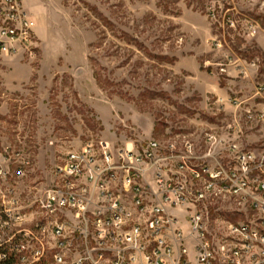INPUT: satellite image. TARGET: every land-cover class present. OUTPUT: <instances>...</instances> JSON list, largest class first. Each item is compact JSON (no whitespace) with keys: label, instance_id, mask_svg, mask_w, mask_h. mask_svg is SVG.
I'll return each instance as SVG.
<instances>
[{"label":"rangeland","instance_id":"374dc122","mask_svg":"<svg viewBox=\"0 0 264 264\" xmlns=\"http://www.w3.org/2000/svg\"><path fill=\"white\" fill-rule=\"evenodd\" d=\"M234 2L264 28V0ZM25 5L37 27L33 51L0 61V163L8 171L0 191L14 190L29 214L34 198L52 187L56 167L90 141L133 150L154 139L187 152L192 144L204 156L231 141L264 149V117L246 114L264 106V95H256L264 84V33L246 39L226 29L225 43L209 11L221 13L229 0ZM18 153L31 161L24 176L11 164ZM212 203L216 234L224 220L258 217L264 233V215L251 201L219 194ZM255 257L264 264L263 254Z\"/></svg>","mask_w":264,"mask_h":264},{"label":"built area","instance_id":"2783aa9c","mask_svg":"<svg viewBox=\"0 0 264 264\" xmlns=\"http://www.w3.org/2000/svg\"><path fill=\"white\" fill-rule=\"evenodd\" d=\"M209 13L225 43L226 29L241 30L246 39L264 33L234 0L221 13ZM35 27L24 0H0V61L32 53ZM256 95L263 97V83ZM246 114L262 118L264 106ZM189 147L187 152L152 139L133 150H115L104 141L87 142L56 167L52 187L34 198L30 214L14 190H1L0 264L261 263L255 257L264 255L259 217L224 220L220 235L211 227L212 201L219 194L251 201L264 215V149L231 141L204 156ZM18 156L11 164L24 176L31 161ZM7 175L0 163V179Z\"/></svg>","mask_w":264,"mask_h":264},{"label":"crops","instance_id":"0c3cea01","mask_svg":"<svg viewBox=\"0 0 264 264\" xmlns=\"http://www.w3.org/2000/svg\"><path fill=\"white\" fill-rule=\"evenodd\" d=\"M24 2H25V0H24ZM25 7H26V5H25ZM26 9H27V7H26ZM27 11L29 12V10L27 9ZM29 14L31 15V13L29 12ZM36 28L37 27H35V31H36ZM259 49L263 52V54H264V37L261 35V37H259ZM261 69H259V74H262V72L260 71Z\"/></svg>","mask_w":264,"mask_h":264},{"label":"trees","instance_id":"16d2710c","mask_svg":"<svg viewBox=\"0 0 264 264\" xmlns=\"http://www.w3.org/2000/svg\"><path fill=\"white\" fill-rule=\"evenodd\" d=\"M263 58H264V54H263ZM244 59H245V60H252L251 58H247V59H246V58H244ZM260 71H261V72H264V69H262V68H261V70H260Z\"/></svg>","mask_w":264,"mask_h":264}]
</instances>
